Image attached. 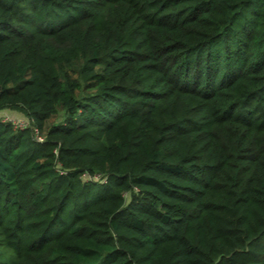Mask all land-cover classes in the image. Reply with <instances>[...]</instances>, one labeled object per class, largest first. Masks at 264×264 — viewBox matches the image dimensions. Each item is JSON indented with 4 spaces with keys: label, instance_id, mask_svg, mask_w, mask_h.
<instances>
[{
    "label": "trees",
    "instance_id": "1",
    "mask_svg": "<svg viewBox=\"0 0 264 264\" xmlns=\"http://www.w3.org/2000/svg\"><path fill=\"white\" fill-rule=\"evenodd\" d=\"M2 109L0 264H264V0H0Z\"/></svg>",
    "mask_w": 264,
    "mask_h": 264
},
{
    "label": "built area",
    "instance_id": "2",
    "mask_svg": "<svg viewBox=\"0 0 264 264\" xmlns=\"http://www.w3.org/2000/svg\"><path fill=\"white\" fill-rule=\"evenodd\" d=\"M4 120H6V119H4ZM7 120L8 121H12L14 126H15V128H18V129H27V128L31 127L30 121H26V120H23V119H12V118H8ZM33 136H34V139L36 141H38V142H43L44 141V138L41 135H39L37 130H34Z\"/></svg>",
    "mask_w": 264,
    "mask_h": 264
},
{
    "label": "rangeland",
    "instance_id": "3",
    "mask_svg": "<svg viewBox=\"0 0 264 264\" xmlns=\"http://www.w3.org/2000/svg\"><path fill=\"white\" fill-rule=\"evenodd\" d=\"M0 118L6 119V120L8 118H12V119H23V120L29 121V119L24 114L17 112V111L8 110V109L0 110ZM127 197L128 196H126V198Z\"/></svg>",
    "mask_w": 264,
    "mask_h": 264
}]
</instances>
